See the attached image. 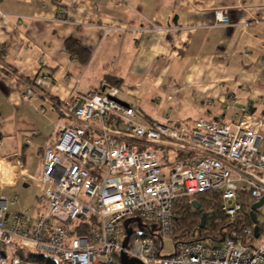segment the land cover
<instances>
[{"label":"built area","instance_id":"built-area-1","mask_svg":"<svg viewBox=\"0 0 264 264\" xmlns=\"http://www.w3.org/2000/svg\"><path fill=\"white\" fill-rule=\"evenodd\" d=\"M215 16L230 24L222 10ZM45 79L29 82L26 97ZM120 93L114 85L75 90L65 105L49 99L66 121L44 146L40 175L32 178L23 166L9 174L37 182L36 207L11 210L20 195L4 194L0 180V264H42L29 249L64 264H121L122 251L144 264H264L261 207L256 223L246 221L264 199V118L240 106L229 118L148 120ZM202 194L218 195L221 212L238 225L221 241L175 240V202ZM152 227L155 234L143 235ZM165 238L174 240V253H163Z\"/></svg>","mask_w":264,"mask_h":264},{"label":"crops","instance_id":"crops-1","mask_svg":"<svg viewBox=\"0 0 264 264\" xmlns=\"http://www.w3.org/2000/svg\"><path fill=\"white\" fill-rule=\"evenodd\" d=\"M217 10L230 24L217 23ZM68 40L87 51L86 61ZM43 74L37 95L26 97L25 86ZM112 84L148 120L229 118L240 106L256 113L264 102V0H0V146L20 141L21 131L4 125L19 126L22 111ZM52 114L40 158L66 121ZM21 166L28 170L23 154H0L3 178Z\"/></svg>","mask_w":264,"mask_h":264},{"label":"rangeland","instance_id":"rangeland-1","mask_svg":"<svg viewBox=\"0 0 264 264\" xmlns=\"http://www.w3.org/2000/svg\"><path fill=\"white\" fill-rule=\"evenodd\" d=\"M247 105L249 106L250 104ZM256 107H257L256 113H258L264 118V102L262 105ZM52 110L53 109L51 105L50 107L45 105L44 107H42L41 110H38L37 107H30L28 110L22 111L19 114L22 117L19 120L20 121V123L18 124L19 126H15L11 121L10 122L6 121L4 125L7 130L15 131L16 129H18L17 131H21L18 132V136H19L18 138H20L19 141L20 143L17 140L18 143H16V141H11L8 142L7 144L0 146V154L5 155L7 153L10 152L12 153L14 151L19 154H23V156L26 159V165L28 167L29 173L32 176V178L38 177L40 175L41 158L39 153L46 139L53 131L56 123L54 121V115L52 114ZM181 113L185 114L188 112L182 111ZM262 133L264 135V127ZM24 145H28V147L25 148L26 150L23 153ZM7 178L8 179L6 178L3 179V175L2 173H0V180L2 185H6L4 182H7L11 179L9 177ZM24 183L25 181H20V183L16 186L10 185L7 186V188L5 187L6 189L4 190V194L8 196H12L14 194L20 195L19 203L16 206L11 207V210H20V209L33 210L36 207L37 196L42 193V190L35 180H30L28 182L29 184L28 187H25ZM194 199H195L194 197L188 198V200H190L191 202ZM258 219L264 222V206H261L260 208V212L258 213ZM224 222H226V220ZM137 229L138 228L136 227V230ZM203 233H206V231H204ZM209 233L215 236L216 234H218V230H212ZM174 250H175L174 240L172 238H165L163 253L171 254L174 253ZM28 252L35 254L40 253L37 252L35 249H29ZM40 254H45L47 256L57 258L53 254H50L48 252L40 253Z\"/></svg>","mask_w":264,"mask_h":264},{"label":"trees","instance_id":"trees-1","mask_svg":"<svg viewBox=\"0 0 264 264\" xmlns=\"http://www.w3.org/2000/svg\"><path fill=\"white\" fill-rule=\"evenodd\" d=\"M67 47L69 49H74L73 52H80L79 58H82V54H85L84 61L87 60L89 54L86 50L77 47L76 42L73 40H68ZM77 47V49H76ZM118 86L117 84H112L111 86ZM109 87V86H108ZM53 100V99H52ZM55 101V100H54ZM58 103V102H57ZM1 119V112H0ZM210 194H202L198 196V201L201 203L200 209H195L192 202L188 198H180L175 202V218H174V235L175 240L189 236L191 239L202 240L205 238H214L221 241L225 236V230L237 226L238 223L231 222L228 216L220 210V199L218 195L214 198H209ZM244 210H247L250 205V198L245 199ZM206 213V222L203 228H200L201 217L203 213ZM226 220V222L224 221ZM247 224H251V217L247 215ZM212 230H218V234L215 236L209 232ZM206 231V233H203ZM208 231V232H207ZM155 234V229L148 228L143 232V235ZM34 257L40 260L42 264H64L60 260L41 254L32 253Z\"/></svg>","mask_w":264,"mask_h":264},{"label":"water","instance_id":"water-1","mask_svg":"<svg viewBox=\"0 0 264 264\" xmlns=\"http://www.w3.org/2000/svg\"><path fill=\"white\" fill-rule=\"evenodd\" d=\"M250 111L253 112L252 110V107H250ZM28 184H24L25 187H27ZM264 203V199H261L260 201L254 203L252 205V212H251V218H252V221L254 223L257 222V217H256V213H255V210L259 207H261ZM192 205L195 209H200L201 208V203L198 201V200H193L192 201ZM137 221L139 222V225H141V222H140V219L138 218ZM205 222H206V213L204 212L202 214V217H201V225H200V228H203L204 225H205ZM128 235L125 239V247L127 246V243L129 241V237L131 236L132 234V230L131 229H128ZM256 235L258 236V228H256ZM120 262L121 264H144L142 263L141 261L137 260L136 258H131L127 255V253L125 251H122L121 252V255H120Z\"/></svg>","mask_w":264,"mask_h":264}]
</instances>
